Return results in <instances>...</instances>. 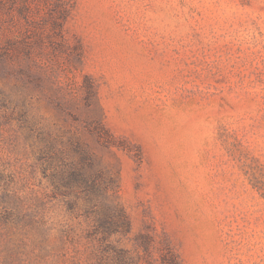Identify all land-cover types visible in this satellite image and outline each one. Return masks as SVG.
Segmentation results:
<instances>
[{
    "label": "rangeland",
    "instance_id": "rangeland-1",
    "mask_svg": "<svg viewBox=\"0 0 264 264\" xmlns=\"http://www.w3.org/2000/svg\"><path fill=\"white\" fill-rule=\"evenodd\" d=\"M35 3L31 24L0 18V32L33 40L34 32L45 35L51 14L63 21L68 48L58 53L56 83L81 105L92 80L113 140H97L82 108L77 119L59 121V132L114 178L116 191L97 210H122L129 228L110 232L109 243L143 256L148 234L153 258L167 243L180 264H264V0ZM15 81L0 68V89ZM30 92L39 114L58 121L40 90ZM34 163L0 109V170L23 199L0 221V264H97L96 215L81 198L70 206L45 197L35 206L49 182ZM36 213L45 223H29Z\"/></svg>",
    "mask_w": 264,
    "mask_h": 264
},
{
    "label": "trees",
    "instance_id": "trees-1",
    "mask_svg": "<svg viewBox=\"0 0 264 264\" xmlns=\"http://www.w3.org/2000/svg\"><path fill=\"white\" fill-rule=\"evenodd\" d=\"M34 1L37 2L34 4L36 8L41 6V1L44 7L50 4V0H0V18H4V22L10 19L18 24L24 21L31 24L29 17ZM56 10L60 14L64 12V9L58 7ZM17 16L24 20H18ZM48 24L45 35L39 31L34 32L33 40L23 39L8 27L0 32V68H5L16 78L10 91L0 89V109L7 119L16 122L25 145L35 158L34 166L41 169L49 182V192L45 191L43 197L37 199L39 203L35 206L44 205L45 197L50 201L62 199L70 206H74L81 198L87 208L86 212L96 215L102 227L97 264H154V260L157 264H180L167 243L159 247L158 257L153 258L150 249L152 237L148 234H142L140 244L144 250L143 256H133L127 249L116 248L109 243L110 232L120 227L127 230L129 228V221L122 210L119 209L117 213H100L97 210L104 202L107 203V194L110 191L114 193L117 185H114V178L108 170L93 165L92 154L80 142L73 141L72 137L63 140L64 132H59L62 129L59 121H66L68 117L77 119L81 113L76 111L82 108L87 128L102 145L111 142L113 136L103 122L97 89L92 80L87 78L82 86L81 105L73 97L66 98L56 83L55 71L62 63L58 53H63L68 48V43L63 32V21L59 16L51 14ZM74 52L77 53L76 59L71 66L77 68L81 64V50L74 47ZM12 55L17 58L12 59ZM34 89H39L46 103L53 107L58 121L50 124L34 108L30 92ZM13 180L12 176L0 170V221L9 220L13 213L11 207L23 200L18 194L19 189L14 187ZM31 217L29 223H45L44 216L39 213L32 214ZM96 228L94 227L95 232ZM46 240L44 237V242ZM111 250L115 252V257L110 256Z\"/></svg>",
    "mask_w": 264,
    "mask_h": 264
}]
</instances>
